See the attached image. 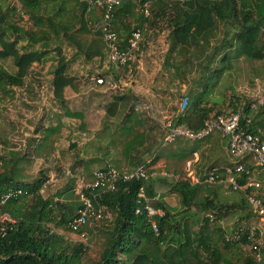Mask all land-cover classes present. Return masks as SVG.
<instances>
[{
    "label": "rangeland",
    "instance_id": "rangeland-1",
    "mask_svg": "<svg viewBox=\"0 0 264 264\" xmlns=\"http://www.w3.org/2000/svg\"><path fill=\"white\" fill-rule=\"evenodd\" d=\"M12 25L24 31L33 28L18 0H0V28L7 30L14 39L19 34L9 29ZM79 28L78 25L74 26L70 33L85 51H89L93 45L102 46L99 36L92 32L83 33ZM227 33L229 39L233 38V28L218 22L208 36V46L206 40H202L192 43L191 47L178 45L172 50L170 31L164 25L160 26L145 40V54L140 63H136L141 68L138 81L132 89L125 88L123 91H115L109 84L97 87L90 79L99 74H111L107 58L89 60L75 46L63 39H53L47 59L31 67L22 87H0V173L13 169L18 180L27 184L47 180L41 191L44 199L77 208L79 200L75 187L78 178L91 179L93 173L107 166L122 172L139 167L123 155V148L132 137L124 129L132 125L140 133H145V145L135 155L143 157V164L154 161L157 172L165 171L170 175L167 181L159 180L160 193L167 190L171 193L175 182L187 177L185 165L188 160L193 159L195 152L200 158L199 163L193 166L198 177H205L206 172L218 160L221 164L230 162L226 152L229 137L219 133L204 140L188 141L178 138L168 146L163 145L165 123L178 116L179 105L183 99L189 97L191 101L192 95L202 91L205 75L202 74L199 63L195 62L202 60L206 63L204 54H211ZM26 45V41H23L19 48ZM58 48H61L67 59V74L74 80L73 86L65 89L63 102L55 98L53 86ZM35 49L42 50L39 45ZM220 63L213 65L220 69ZM229 63L231 65L229 67L227 64L229 69L224 76L214 80L207 89L205 103L209 102L217 111L229 114L233 110V103H236L235 99L239 98L242 104L253 101L254 115H264V62L233 58ZM0 67L12 74L17 71L12 60L0 62ZM117 95L125 97V101L119 103L112 115L108 110L115 103ZM132 109V121L128 123L127 115ZM68 112L81 114L82 117H71ZM50 129L54 131L45 140ZM220 138V150L211 159L205 143L218 139L220 141ZM213 160L217 161L213 164ZM218 186H222V205L239 206L223 216L225 238L232 237L237 225L258 221L254 217L249 220L243 218L251 212V208L242 192L231 193L227 184ZM212 187L214 188L200 185L197 204H202L212 193ZM243 202L245 206H242ZM168 204L165 203L169 209L177 212L180 210L181 197L172 193ZM209 215L216 218L215 212H196L199 223H194L195 231L200 230L204 224L203 219ZM111 219L112 213L109 211V218L102 228ZM178 220L181 221V218ZM194 220L191 219V223ZM53 229L64 235L68 241L86 246L83 264L99 259L104 243L102 233L98 232L96 237L92 229L88 228L87 239L81 241L69 230ZM222 248L224 260L220 264H247V259L254 256L248 245H239L228 250L222 245ZM261 256L264 261V252Z\"/></svg>",
    "mask_w": 264,
    "mask_h": 264
},
{
    "label": "trees",
    "instance_id": "trees-1",
    "mask_svg": "<svg viewBox=\"0 0 264 264\" xmlns=\"http://www.w3.org/2000/svg\"><path fill=\"white\" fill-rule=\"evenodd\" d=\"M147 1L149 14L146 16L141 4ZM18 2L29 17L33 28L24 31L15 25L10 26L9 29L19 34L14 39L7 30L0 28V62L12 60L17 68L12 74L4 67H0V87H22L31 67L47 59L53 39H63L71 46H75L79 53H85L89 60L98 57L108 59L100 33L96 35L100 37L102 46L93 45L89 51H85L70 33L76 25L83 33L92 32L87 25V2L81 0H18ZM68 12L72 17H69ZM90 19L99 21V10H93ZM218 22L233 28V38L229 39L227 33L211 54H204V59L207 58L206 63L202 60L195 62L199 63L198 66L205 75L202 91L192 95L191 101L186 97L189 99L188 108L175 117V123L186 125L198 132L207 120L243 109L252 116L253 123L249 130L252 132L257 128L264 130V115H254L253 101L242 104L241 100L236 98L233 110L229 114L217 111L209 102L205 103L208 97L207 89L214 80L224 76L233 58H245L252 62L264 60V0H200L184 5L167 0H124L113 11V30L123 48L127 46L132 33L138 29L143 31L142 44L145 47L147 37L162 25L170 31L172 50L178 45L191 47L192 43L202 40H206L208 46V36L217 27ZM23 41H26L27 45L20 49L19 45ZM36 45L42 50L35 49ZM57 56L58 63L53 80L54 94L57 100L63 102L64 91L73 86L74 80L67 74V59L63 56L61 48L57 49ZM217 62H221L220 69L213 65V63L218 65ZM111 73L115 72L111 69ZM116 97L115 103L108 110L112 115L115 114L119 103L125 101V97L118 95ZM133 112L132 109L127 115L128 123L132 121ZM68 115L82 117L81 114L70 112ZM124 131L132 137L125 144L123 155L134 165L141 166L144 159L136 156L135 152L144 147L145 133H140L134 125L126 126ZM255 168L248 164L249 171L254 172ZM93 174L87 181H92ZM163 178L128 182L120 180L114 192L99 195L98 203L112 213V219L104 228L102 226L107 219L100 221L94 227V231L92 230L96 237L98 232L102 233L104 243L99 259L90 264H220L224 260L222 245L228 250L247 244L246 237L242 238L241 243L228 241L222 226L223 216L227 211L239 206L222 205L210 196L206 197L202 204H197L200 185H192L185 179L175 182L172 187V191L181 197L180 210L175 212L169 209L161 197L160 201L154 202L155 206L166 212L165 218L159 222L161 236H156L138 194L144 187L150 198L155 197V182L161 179L167 181V178ZM46 181L27 184L18 180L13 169L0 173V193L9 189L24 192L0 210V214L8 213L16 220L5 233H0V264H83L86 246L68 241L64 235L53 229L55 227L69 230L68 223L76 216L80 203L74 208L44 199L41 191ZM240 182L244 184L245 179ZM258 197L264 199V194L260 192ZM242 204L245 206L244 202ZM197 211L215 212L216 218L213 217L211 220L205 217L200 230L195 231L193 225L199 223L196 218ZM251 217L257 219L252 211L243 218L249 220ZM191 219H195L193 223ZM249 224L251 223L240 224L237 227H246ZM88 228L86 227V230ZM262 252L264 248L259 252L252 251L254 256L247 259V264H264L262 256L258 258Z\"/></svg>",
    "mask_w": 264,
    "mask_h": 264
},
{
    "label": "built area",
    "instance_id": "built-area-1",
    "mask_svg": "<svg viewBox=\"0 0 264 264\" xmlns=\"http://www.w3.org/2000/svg\"><path fill=\"white\" fill-rule=\"evenodd\" d=\"M88 3L86 14L88 28L93 33H100L108 54V62L115 73L108 76L95 75L90 77L91 81L97 87H109L115 91L123 89H132L135 82L138 81L140 74V63L145 54L143 42V31L135 30L128 40L127 46L123 48L116 32L113 30V11L120 6L124 0H81ZM181 5L197 2L200 0H167ZM149 1L141 4V9L147 16ZM93 10H99V21L90 19ZM101 12V14H100ZM109 78V81H108ZM122 89V90H120ZM115 94H118L116 92ZM189 99L185 98L179 105V113L187 110ZM255 105L252 106L254 110ZM253 120L252 116L246 111L240 109L238 112L229 115L216 116L205 122L204 127L195 132L186 125L175 123V118L165 123L166 135L163 145L168 146L178 138L188 141L204 140L213 134L219 133L224 137H229V146L227 155L230 166L224 169L213 168L204 180L195 177L193 172L194 164L199 161V156L195 153L193 159L187 161L185 170L188 173L185 180L192 185L215 186L222 183L228 185L231 193L242 192L251 211L257 216L258 222H253L246 227H237L232 237H226L228 241L242 242L246 237L250 251L259 252L264 248V199L258 197L262 192L264 194V181L260 173L256 177L254 172L248 170L249 159H252L253 166L264 171V130L257 128L255 132L250 131ZM154 161H148L130 172H120L112 166L100 169L93 174L92 181H87L86 177H80L76 181L75 194L78 197L80 206L76 216L68 223L70 232L76 235L81 241H85L88 236L86 227L94 231V227L102 220L109 218L107 208L100 206L97 198L101 193L114 192L117 183L122 180L128 181H148L156 177L167 178L170 175L163 171L157 172L153 165ZM2 163L0 162V166ZM255 168V169H256ZM178 178V177H177ZM245 183L241 184V180ZM23 190L9 189L0 193V210L5 207L12 199L23 195ZM138 198L143 203V208L147 213L148 221L156 236H161L159 222L166 216L164 209L154 205V202L160 201V196L150 198L146 189L142 187ZM213 220V216H208ZM16 220L8 213L0 214V233H5L7 228L14 224ZM95 233V232H94ZM96 234V233H95ZM261 258V255H258Z\"/></svg>",
    "mask_w": 264,
    "mask_h": 264
},
{
    "label": "crops",
    "instance_id": "crops-1",
    "mask_svg": "<svg viewBox=\"0 0 264 264\" xmlns=\"http://www.w3.org/2000/svg\"><path fill=\"white\" fill-rule=\"evenodd\" d=\"M263 62H264V60H263ZM54 130H48L47 131V135H46V137H45V140L46 139H48V138H50V134L53 132ZM50 144V143H49ZM206 144V146H205V148L207 149L206 151H208V155L210 156V158L211 159H214V156L216 155L215 153L217 152H219V150H220V144L222 145V143H221V138H220V141H219V139L218 140H215V141H208L207 143H205ZM228 146H229V144H228ZM228 149V148H227ZM226 152H227V150H226ZM196 153V152H195ZM194 153V154H195ZM193 154V155H194ZM197 155H198V153H196ZM217 156H219L218 154H217ZM251 159V158H250ZM192 160V159H191ZM188 161H190V160H188ZM199 161H200V158H199ZM199 161H198V163H199ZM214 161V160H213ZM217 161V160H216ZM216 161H214L213 162V164L216 162ZM219 161V160H218ZM216 162V164H215V166L214 167H212L211 169H213V168H221V169H224V168H227V167H229L230 166V162H227L226 164H221V162ZM164 161H162V163H163ZM166 162V161H165ZM249 162H250V164L251 165H253V162H252V159L251 160H249ZM187 163V162H186ZM197 163V164H198ZM155 164V162H153V165ZM196 165V164H195ZM194 165V166H195ZM255 167V166H254ZM210 169V170H211ZM135 170V169H134ZM210 170L208 171V172H206V174H205V177H198L197 176V172H196V170H195V168L193 169V172H194V174H195V177H197V178H199L201 181L202 180H204L206 177H207V175H208V173L210 172ZM133 171V170H132ZM128 172H130V171H128ZM254 173H255V175H256V177H258V173H260V177H261V179L264 181V175H263V173H264V171L263 170H260V169H254ZM161 181H156L155 182V194H156V196H160L161 197V200L164 202V203H166V204H168V201H169V198H170V195L172 194V193H174V194H176L174 191H172L171 193H168V191L169 190H167V192H164V193H160V187H158V186H161L160 183ZM222 184H225V183H222ZM222 184H220V185H222ZM222 186H214V188H213V191H212V193L209 195L211 198H215L219 203H221L220 202V199L223 197V195H222V192H221V188ZM172 190V189H171ZM176 195H178V194H176ZM207 196V195H206ZM208 197V196H207ZM169 205V204H168ZM224 219V218H223ZM223 223V222H222Z\"/></svg>",
    "mask_w": 264,
    "mask_h": 264
}]
</instances>
